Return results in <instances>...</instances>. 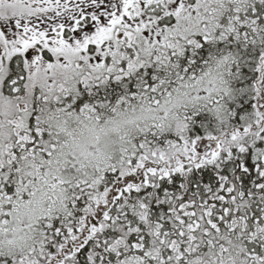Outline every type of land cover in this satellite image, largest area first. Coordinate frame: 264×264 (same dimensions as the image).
I'll list each match as a JSON object with an SVG mask.
<instances>
[{"label":"snow or ice","instance_id":"snow-or-ice-1","mask_svg":"<svg viewBox=\"0 0 264 264\" xmlns=\"http://www.w3.org/2000/svg\"><path fill=\"white\" fill-rule=\"evenodd\" d=\"M0 264H264V0H0Z\"/></svg>","mask_w":264,"mask_h":264}]
</instances>
